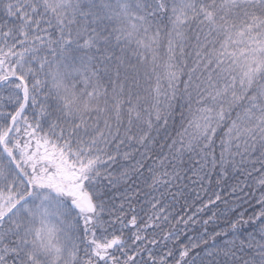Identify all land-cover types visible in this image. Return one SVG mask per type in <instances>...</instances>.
Wrapping results in <instances>:
<instances>
[{"label":"snow or ice","instance_id":"snow-or-ice-1","mask_svg":"<svg viewBox=\"0 0 264 264\" xmlns=\"http://www.w3.org/2000/svg\"><path fill=\"white\" fill-rule=\"evenodd\" d=\"M0 264H264V0H0Z\"/></svg>","mask_w":264,"mask_h":264}]
</instances>
